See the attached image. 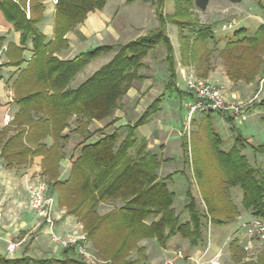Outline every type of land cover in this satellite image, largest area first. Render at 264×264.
<instances>
[{"label":"trees","instance_id":"obj_1","mask_svg":"<svg viewBox=\"0 0 264 264\" xmlns=\"http://www.w3.org/2000/svg\"><path fill=\"white\" fill-rule=\"evenodd\" d=\"M45 1L0 0V9L7 20L21 32L22 46L31 42L34 51L27 68L20 72L12 85L18 110L12 124L0 131V159L9 168H29L36 157L42 156L43 175L49 180L52 193L58 194L60 207L85 224L89 238L96 244L101 240L109 242L107 248L114 251V261H120L129 255L143 239H154L165 247L172 238L180 235L188 239L192 247H199L205 242V227L204 216L197 210L195 198L190 191L187 192L189 202L185 208L191 219L181 221L174 209L175 192L169 189L167 180L158 176L161 161L157 155L146 151L145 144L138 145V129L159 112L162 98L153 102L135 125L120 127L112 134L91 141L95 134L90 131V125L115 115L120 98L132 88L134 80L141 79L137 74L142 68V59L156 43L164 42L170 52L168 58L173 59L171 40L161 28L132 41L120 47L109 63L80 86L70 88L72 80L88 63L113 51L115 47L101 45L70 61H62L55 54L69 48L66 35L82 24L90 12L103 10L108 0H57L54 36L51 40L38 28L44 19ZM136 1L138 0H128L129 3ZM210 1L193 0V3L203 12ZM227 1L237 4L243 0ZM180 7L177 1L178 15H181ZM176 22L184 42L188 40L182 33L185 29L195 34L194 41L199 46H206L208 41L215 38L211 27L178 20ZM246 33L244 28L235 32L220 54L225 60L231 80L251 83L263 66V61L257 55L264 50V25L253 36H247ZM1 43L2 39L0 49ZM7 53L10 66L20 67L24 64L22 48L9 45ZM252 55L256 64L248 59ZM170 62L174 63L173 60ZM174 83L175 70L170 75L168 87L179 91ZM260 106L264 110V99ZM72 119L75 128L71 133L79 136L81 143L70 157L72 166L69 177L60 180V163L67 157L64 149L70 141V137L64 132L70 128ZM229 120L234 122L231 117ZM116 122L117 119H114L105 127ZM123 128L126 134L123 142L119 143ZM232 131L236 136L232 148L226 152L210 148L211 155H217L220 159L219 155L222 154L223 175L234 186L241 187L243 207L252 212L256 221L264 223V167L253 166L249 162L247 156L242 154L246 149L245 139L234 126ZM208 132L212 144H223L220 135L212 129ZM49 137L53 139L51 147L45 143ZM134 149L135 153L131 154ZM262 149L264 146L253 148V151L256 153ZM114 200H121L122 206L98 217V204ZM207 203L217 226L228 224V220H234L233 215H237L235 206L225 194L223 198L216 200L213 193ZM221 210L224 216L230 218L218 217ZM118 237V246L112 249L110 244ZM238 242L239 240L233 242L234 249L239 248ZM143 250V247L138 248V256L141 258H138L139 262L145 260ZM75 254L74 248L64 249L61 257L45 259L31 258L26 254L21 257L0 254V264H84Z\"/></svg>","mask_w":264,"mask_h":264},{"label":"rangeland","instance_id":"obj_2","mask_svg":"<svg viewBox=\"0 0 264 264\" xmlns=\"http://www.w3.org/2000/svg\"><path fill=\"white\" fill-rule=\"evenodd\" d=\"M177 1L181 5L179 8L181 15L177 14ZM103 10L90 13L103 11L111 18L110 26L108 25L106 29L108 32L98 35L102 40L93 37L85 43L83 51L92 50L101 45L113 46L115 49L88 63L81 71L83 73H79L81 77L75 80L76 85L79 84V79L89 78L93 70L95 71L96 68L99 70L104 64L109 63L108 60L111 61L115 57L120 47L157 32L161 28L172 42L173 59L168 58L170 52L164 42L156 43L142 59V68L137 74L141 79L134 80L132 88L120 98L115 115L90 125V131L95 134L91 141L112 134L120 127L135 125L152 103L162 98L159 112L153 115L146 125L138 129V145L145 144L146 151L157 155L161 161L158 176L160 179L167 180L169 189L175 192L174 209L183 222L191 219L190 213L185 208L189 202L187 192H191L195 198L197 210L204 216L203 240L205 242L199 247H192L188 239L178 235L163 247L154 239H143L137 247L144 248V261H138L140 258L138 248L122 260L114 261L112 258L114 251H109L107 248L109 242L101 240L99 244H96L94 240H91L85 224L77 216L70 215L69 235L86 239V248L92 257L93 264H124L129 261L132 264H264V240L253 238L255 240L252 241V247L246 249L248 237L250 240L248 229L253 227L252 223L256 221V218L252 216L251 211L243 207L241 187L234 186L223 175L222 154L219 155V159L217 155H211L210 151L211 148L226 152L232 148L236 139L232 131L234 126L245 139L246 149L242 151V154L247 156L253 166L264 167V149L256 153L253 151V148L264 146V121L262 120L264 110L260 106L264 99V87L262 94L255 98L264 79V50L262 54L257 55L263 61V66L251 83L231 80L225 60L220 54L238 30L244 28L247 36H253L260 28L259 26L264 25V0H243L237 4L227 0H211L208 8L203 12L196 8L193 0H138L132 3L128 0H109ZM177 20L182 23L211 27L215 36L214 40L208 41L206 46H199L194 41L195 34L185 29L182 33L188 40L184 42L180 36ZM248 59L256 64L253 55ZM170 60L174 63L170 64ZM89 65L90 67L87 68ZM174 70V85L179 91L168 87L170 75L174 74ZM190 79L218 87L226 94L225 99L228 104H245L247 118H235V114L226 111L223 113L198 112L189 120L188 105L195 98L187 87ZM12 99L17 100L15 95ZM230 117L233 118V123L230 122ZM114 119H117V122L106 128L105 126ZM73 128H75V122L70 125L71 131ZM101 129L104 130L98 132ZM209 129L220 135L223 140L222 145H215L211 143V140L209 141L207 135ZM70 134L72 136L64 149L68 157L75 153L81 143L79 136L71 132ZM125 134L126 130L123 131L119 143L123 142ZM134 153L135 149L131 151V154ZM1 171L4 172V170ZM17 174L20 176L22 173ZM68 175L67 170L63 178H67ZM2 179L3 175H0V200L4 193ZM44 181L50 187L49 180L46 178ZM50 190L52 192L51 187ZM213 193L216 200H220L225 194L236 208L237 215H233L234 220H228V224L217 226L214 223L207 203L210 202ZM53 198L57 200L55 196ZM122 204L121 200L100 202L96 208V214L98 217H103L121 207ZM10 208L0 201V224H5L7 229H12L13 232L15 228L19 231L24 221L22 224L18 222L19 213L15 209L10 212ZM223 214L221 210L218 217L230 218ZM17 223L20 224L19 227ZM56 233L60 235L59 231ZM235 240H239L237 243L239 248L236 249L233 246ZM51 243L58 252L54 253L50 248L49 252L40 255L36 253L40 245L32 234L25 243L26 252L30 250L26 256L35 259L61 257L65 248L53 243L52 240ZM118 243L119 237L112 241L110 247L115 249ZM71 248L75 250L74 246ZM13 257L21 256L17 254ZM75 257L87 264L78 254H75Z\"/></svg>","mask_w":264,"mask_h":264},{"label":"crops","instance_id":"obj_3","mask_svg":"<svg viewBox=\"0 0 264 264\" xmlns=\"http://www.w3.org/2000/svg\"><path fill=\"white\" fill-rule=\"evenodd\" d=\"M57 0H46L45 4V12H44V19L38 25L39 30L46 35V37L51 40L54 36V19H55V12H56V3ZM109 1V0H108ZM108 3V2H107ZM107 5V4H106ZM104 11V10H103ZM103 11L97 13H90L88 15L87 20L82 25L76 27L75 30L69 32L66 35V38L69 42V48L67 50H63L55 54L60 60L62 61H70L78 56L87 53L88 51H83L84 44L91 40L93 37H98L99 40H102L100 35L103 32H108V25L110 26L111 18L106 16ZM29 14V13H28ZM260 27V26H259ZM0 39H2V47L0 49V131L6 127L5 124V117L10 115L13 119L15 113L18 110L16 101L12 98L14 96V92L12 89V85L20 74V72L27 68L29 62L34 56L33 45L31 42H28L26 46H22L21 44V32L17 31L14 27V24L7 20L6 16L4 15L3 11L0 9ZM9 45H14L16 47L22 48L24 50L23 58L25 60L24 64L20 67L10 66V58L8 56V47ZM5 56V58H3ZM3 61L5 63H3ZM110 62V60H108ZM27 64V65H25ZM107 64V63H106ZM105 65V64H104ZM103 65V66H104ZM90 65L87 67L89 68ZM86 68V69H87ZM95 71L91 72L92 76ZM83 72H81L82 74ZM81 74H78L70 83L69 87L77 88L80 86L85 79H79L80 81L78 85H76V79L81 77ZM76 85V86H75ZM233 93H236L233 91ZM13 101V102H12ZM73 120L71 121L72 125ZM98 125V124H97ZM70 128L66 129L64 134L67 136H72L70 134ZM45 143L48 147L53 145V139L47 138ZM70 157H66L60 163V180H64L63 178L64 173L68 170L69 175L71 171V162ZM42 161L43 157H36L34 159L33 165L29 168H9L7 165L0 159V175H3V184L4 193L2 199L0 200L2 204H6L10 206L11 210L15 209L19 213L18 222L24 221V223L19 228V231L14 229H7L5 224H0V254L5 256H14L19 254L20 256L29 253L26 252L25 243L27 239L33 234L37 244L40 245L36 253L43 254L49 252L50 248L53 249L54 253L58 252V249L53 248L50 239V230L47 225L43 222L41 217L36 216L30 210V202L29 196L26 190V186L28 183L46 179L42 172ZM1 170H4L1 171ZM17 173H22L20 176ZM68 175V177H69ZM67 177V178H68ZM49 195L51 197L57 198V205H56V215L59 220L56 221V231H59V234L69 235L70 233V215L67 214L65 208L60 207L58 202V194L52 193L50 187L48 185ZM1 217V216H0ZM18 227L20 226L17 223ZM9 232V233H7ZM64 232V233H63ZM62 235V236H63ZM18 236L20 238H18ZM17 238V239H16ZM15 241L19 244L18 248L14 252V255H11L7 251V247L9 243Z\"/></svg>","mask_w":264,"mask_h":264},{"label":"built area","instance_id":"obj_4","mask_svg":"<svg viewBox=\"0 0 264 264\" xmlns=\"http://www.w3.org/2000/svg\"><path fill=\"white\" fill-rule=\"evenodd\" d=\"M57 4V1H55ZM29 17V14H27ZM188 90L195 97L193 102L188 105V118L198 112H232L235 114V118L241 117L246 119L247 115L245 111V104L239 103L238 105L228 104L226 94L221 89L208 83L194 81L190 79L187 83ZM264 87V79L262 80V86L255 98H258ZM13 102V101H12ZM13 118L8 115L5 117V124H11ZM26 190L29 196L30 210L38 217L43 219L45 225L50 230V236L53 243L61 246L62 248L75 247V252L81 256L87 264H93L92 257L88 254L86 248V239L84 237H78L76 235L62 236L56 233V221L60 218L56 215V200L49 195L48 185L43 180L33 181L27 184ZM253 227L248 229L250 240L248 237V246L246 249L252 247L253 240H264V223L260 221H253ZM75 234V233H74ZM255 238V239H253ZM19 244L11 242L7 247L9 254H13L18 248Z\"/></svg>","mask_w":264,"mask_h":264}]
</instances>
